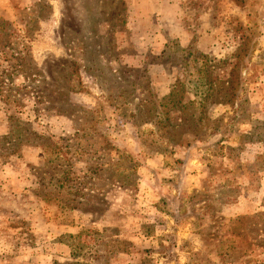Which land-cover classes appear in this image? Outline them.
Returning <instances> with one entry per match:
<instances>
[{
  "label": "rangeland",
  "instance_id": "1",
  "mask_svg": "<svg viewBox=\"0 0 264 264\" xmlns=\"http://www.w3.org/2000/svg\"><path fill=\"white\" fill-rule=\"evenodd\" d=\"M188 3L0 0V264H264V0Z\"/></svg>",
  "mask_w": 264,
  "mask_h": 264
},
{
  "label": "crops",
  "instance_id": "2",
  "mask_svg": "<svg viewBox=\"0 0 264 264\" xmlns=\"http://www.w3.org/2000/svg\"><path fill=\"white\" fill-rule=\"evenodd\" d=\"M141 7L145 5H151L146 13L139 16L140 19L145 21L147 24L155 25L158 27H152L154 29H145L142 31V41L148 42V45L157 46L158 41H164L168 39H178L181 45H187L191 40L198 36L199 42L197 47L203 49V40L207 38L205 29L198 30L194 28L195 24L203 23V13L197 15V22H193L192 5H189V0H139ZM162 22L170 24L168 31L163 30ZM161 25V26H160ZM165 29V28H164ZM153 30V31H152ZM158 52L159 50H154Z\"/></svg>",
  "mask_w": 264,
  "mask_h": 264
}]
</instances>
